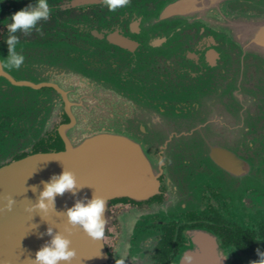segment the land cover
I'll list each match as a JSON object with an SVG mask.
<instances>
[{
    "label": "water",
    "instance_id": "obj_1",
    "mask_svg": "<svg viewBox=\"0 0 264 264\" xmlns=\"http://www.w3.org/2000/svg\"><path fill=\"white\" fill-rule=\"evenodd\" d=\"M128 23L126 90L118 84L109 99H82L95 109L128 110L127 129L117 115V127L107 130L0 131V264H34L59 231L76 251L61 264H101L113 202L161 196L175 176L203 163L212 173L246 168L264 131V0L156 1L128 14ZM61 98L65 109L76 108V99ZM34 134L60 150L25 154L23 137ZM11 150L21 154L14 163ZM64 170L75 175L76 188L57 195L55 211L34 209L44 183ZM95 195L106 201L101 240L63 214ZM165 195L168 205L176 203ZM6 197L15 199L11 211Z\"/></svg>",
    "mask_w": 264,
    "mask_h": 264
},
{
    "label": "flooded vegetation",
    "instance_id": "obj_2",
    "mask_svg": "<svg viewBox=\"0 0 264 264\" xmlns=\"http://www.w3.org/2000/svg\"><path fill=\"white\" fill-rule=\"evenodd\" d=\"M156 1L165 0H129L126 7L109 11L102 0H47L49 18L30 32L15 34V51L25 58L16 70L6 66V26L15 12L36 0H0V131L107 130L117 127V115L121 129H127L128 110L95 109L82 99H109L118 84L121 92L126 90L128 14H142L144 4ZM63 92L76 99V108L63 107ZM28 139L25 154L60 150L36 134ZM9 155L14 163L21 154L11 150ZM250 155L241 172L212 173L203 163L198 172L175 176L161 196L110 204L107 258L101 264H177L183 253L193 255L195 264L259 261L257 249L264 251V131ZM165 194L177 196L176 203L168 205Z\"/></svg>",
    "mask_w": 264,
    "mask_h": 264
},
{
    "label": "clouds",
    "instance_id": "obj_3",
    "mask_svg": "<svg viewBox=\"0 0 264 264\" xmlns=\"http://www.w3.org/2000/svg\"><path fill=\"white\" fill-rule=\"evenodd\" d=\"M103 5L109 11H116L129 4V0H102ZM50 16V8L47 0H36L34 4L15 12L11 16V23L7 27L9 36L5 41L10 55L6 58V66L9 69H20L24 62V56L18 54L15 49L19 44L17 32H30L36 28L40 20H47ZM77 186V179L71 171L64 170L61 174L54 176L44 183V188L40 192L38 201L34 204V209L47 212L49 207L55 211V200L57 195H63L66 191H72ZM7 203L4 209L11 211L15 204V199L6 197ZM106 201L99 196H94L86 203L78 201L73 207L67 209L63 214L67 218V223L72 227L82 228L92 239L101 240L104 237L107 221L105 219ZM48 234H52V229H48ZM72 241L60 231L57 232L49 243L39 249L34 264H61L70 262L76 251L71 247ZM260 256L259 261L252 264H264V251L257 249ZM177 264H195V257L189 253H183Z\"/></svg>",
    "mask_w": 264,
    "mask_h": 264
},
{
    "label": "rangeland",
    "instance_id": "obj_4",
    "mask_svg": "<svg viewBox=\"0 0 264 264\" xmlns=\"http://www.w3.org/2000/svg\"><path fill=\"white\" fill-rule=\"evenodd\" d=\"M27 133V132H26ZM28 136H29V134H27ZM24 136L23 138L24 139H26V141H27V139H28V136ZM216 143H218V144H220V141H216ZM227 145V144H226ZM246 157H251V155L249 154V156H246ZM254 160H255V157H254V159H253V161H252V163L254 162ZM251 162V161H250Z\"/></svg>",
    "mask_w": 264,
    "mask_h": 264
}]
</instances>
